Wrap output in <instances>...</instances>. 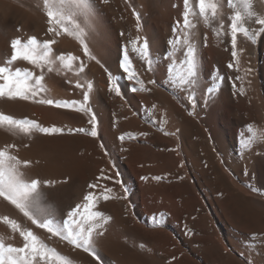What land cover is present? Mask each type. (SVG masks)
Wrapping results in <instances>:
<instances>
[{"label":"bare ground","instance_id":"6f19581e","mask_svg":"<svg viewBox=\"0 0 264 264\" xmlns=\"http://www.w3.org/2000/svg\"><path fill=\"white\" fill-rule=\"evenodd\" d=\"M94 2L91 0L93 15L90 20L91 29H86L87 42L92 54L100 63L88 60L75 39L66 35L56 37L57 43L53 48L57 55L67 52L78 55L87 68L80 76L74 72L46 73L44 84L48 92L38 99H82V93L86 89L77 88L76 81L79 80L85 85L91 82L93 87L89 93V105L98 118H102L101 133L107 137L106 141L103 138L106 143L108 138L113 141L117 138L114 136L120 137L121 134L120 131V134H116V127H111L113 121H110V117L113 114L109 117L110 107L122 103V108H125L121 90L120 95L111 90L110 94L109 86H106V75L103 76L100 72L101 64L108 62L112 49L111 41L113 42L108 12L112 10L115 15L119 12L117 13L111 2L106 6L103 2ZM154 3L152 37L155 43L153 58L156 62L147 76L143 75L151 91L149 88L148 91L140 93L139 113L142 118L159 116L157 92L162 93L164 100L170 104L168 117L171 127L177 135L182 136L180 138L183 144L176 150L166 149L165 146L163 149H157L161 136L150 129L151 127H145L142 121L136 120L137 124L128 129L131 137L126 135L128 132L125 133L126 143L115 144L119 145L118 149L122 146V151H116L117 155L115 153L113 157L110 156L109 162L107 157H102L108 162L103 170L96 159L95 143L85 137V134L47 135L34 132L31 137H27L22 134L12 135L0 129V147L15 144L17 147L10 150L12 154L32 162L26 169L30 176L55 182L51 186L45 185L44 191L48 197L47 204L57 218L70 206L82 200L92 178L106 176L113 185L112 196L115 199L111 198L112 200L103 206L105 214L111 219L105 225L104 234L96 237L99 262L82 249H76L58 238L49 240L44 230L36 228L30 222L26 224L45 238L50 246L69 257L73 264H264V142L257 141L250 148H244L242 145L246 135H251L247 125L257 119L264 126V36L257 37L256 42L252 43L238 35L239 64L229 68V63L235 64L230 55V34L225 35L222 32L217 36L214 27H218V24L213 27L205 26L202 22L197 24L195 44L199 83L195 88L185 87L195 93L193 95L191 92L195 96L197 107L194 109L198 115H191L188 107L184 106L183 96H169L163 86L166 85L163 82H166L169 73L167 66L170 65L169 53L172 51L168 40L173 37L172 28L176 21L182 22L183 0H154ZM253 8L257 13L264 15V0H253ZM221 11L224 14L223 22L227 26L228 16L233 10L225 4ZM256 27L252 25L253 29ZM47 28V18L41 7V0H0V58L10 54L11 38L18 35H35L41 40L53 37L47 32ZM204 28L207 29L208 35L203 40ZM176 55L182 59V53L178 52ZM16 66L31 67L26 62H19ZM249 69L251 71H248ZM169 75L172 76L170 73ZM217 76L222 79L218 81ZM218 83L222 84L221 89L207 93L208 86H217ZM109 95H112L111 99H108ZM161 102L158 101L159 104ZM0 110L17 118L36 120L44 127H58L63 124L78 127L77 124H83L89 118L88 115L72 108H57L54 104L12 100L6 97L0 98ZM133 116L136 115L132 114L131 117ZM151 119L150 117L149 122ZM261 124L257 125L258 129H254L264 131ZM240 125L246 128V132L245 135L242 133L243 139L238 141V130L234 128L237 129ZM195 129L205 137L208 136L211 147L222 156L226 167H229L228 172L221 167L211 170L203 165L202 156L199 155L201 153L198 154L192 142L188 141ZM134 138L140 145L134 142ZM117 139L114 140L115 143ZM140 147L148 149V153H141ZM212 154L213 152L209 155ZM205 158L204 162L207 160ZM218 158L222 159L219 156ZM240 180L242 183L247 182V186ZM3 214L25 222L18 210L0 199V215ZM0 235L6 238V242L17 246L21 244L18 235L12 240L7 239L11 233L2 222Z\"/></svg>","mask_w":264,"mask_h":264},{"label":"snow or ice","instance_id":"6c2138e0","mask_svg":"<svg viewBox=\"0 0 264 264\" xmlns=\"http://www.w3.org/2000/svg\"><path fill=\"white\" fill-rule=\"evenodd\" d=\"M104 3L107 4L108 0H104ZM225 4L233 10L228 16L227 26L223 22L224 14L221 11ZM183 6L182 22L176 21L172 28L173 37L168 40L172 51L169 53L171 63L167 69L175 79L179 80L181 86L195 88L199 83L197 46L195 44L198 23L202 22L208 27L218 24V27H214L217 36H220L222 32L225 35L230 34L231 55L235 64L229 63V68L239 64L236 51L238 35H242L252 43L256 42L257 37L264 36V15L254 11L253 0H183ZM41 7L47 18L48 33L53 37L66 35L75 39L88 60L100 63L92 54L87 42L88 32L86 29H91L90 20L93 15L91 0H41ZM135 15L138 22L137 30H139L140 16L138 13ZM253 24L257 26L255 29L252 28ZM55 43V39L41 40L35 35L27 37L18 35L11 38L10 54L0 58V98L33 100L40 104H54L57 108H75L76 111L89 116L88 123L91 125V131L88 132L84 128L69 129L68 131L85 132L96 137V116L89 105V93L93 87L91 82L85 85L79 80L76 81L77 88L86 89L82 93L81 101L38 99L42 94L48 92L44 84L46 73L74 72L80 76L87 68L85 62L78 55H73L71 52L57 55L53 48ZM129 50L151 71L153 61L148 39L143 38L142 43L139 36L130 39L128 44L123 47L122 58L119 62V67L122 70L120 78L136 81L140 85L139 88L133 87L131 90L133 92L148 91L149 89L143 87L144 82L133 65ZM178 52L182 53L183 57L179 64L174 59ZM19 62H26L31 67L16 66ZM221 79L222 77L217 76L218 81ZM236 79H240V77H236ZM149 83H155V81H149ZM109 87L116 95H120L118 80L112 73H109ZM215 90V85L208 86L206 89L209 94ZM189 99L195 103L192 95H189ZM0 129H4L12 135L22 134L27 137H31L34 132L52 135L64 131V129L55 126L44 127L36 120L26 117L17 118L2 110H0ZM247 130L251 135L242 140L244 148H250L257 141L264 142V131L255 130L252 124L247 125ZM123 138V136L120 137L121 140ZM16 147L15 144L0 147V199L18 210L25 222H20L7 214L0 215V222L7 226L11 233L7 239L12 240L16 235L21 239V244L17 246L14 243L6 242V238L0 235V264H73L69 257L50 246L45 238L38 235L33 228L28 227L26 222L44 230L48 234L49 240L58 238L61 241H66L74 248L89 253L99 262L96 237L104 234L105 225L111 217L94 209L101 197L104 200L110 198L105 193L110 192L111 189L105 188L100 195L89 191L83 196L81 203L70 206L60 218H57L47 204L48 197L44 191L45 185L51 186L55 182L30 176L26 169L32 162L12 154L10 150ZM96 187V184L89 185L90 189Z\"/></svg>","mask_w":264,"mask_h":264},{"label":"rangeland","instance_id":"374dc122","mask_svg":"<svg viewBox=\"0 0 264 264\" xmlns=\"http://www.w3.org/2000/svg\"><path fill=\"white\" fill-rule=\"evenodd\" d=\"M94 1H96V0H93V2ZM126 1V2H125ZM129 0H108V2L110 3L111 2V4H113L114 6H115V9H117V15H115L113 12H112V10L110 11L109 10V12H108V16H109V21H108V23L110 22V24H111V26H112V31H111V40H113V42L111 41V53H110V57H109V59H108V62L107 61H105L106 62V65H105V62H103L102 64H101V68H100V72L102 73V75L103 76H105V78H106V86L108 87L109 85H107V84H109V73H112V75L114 76V77H116L117 78V80H118V85H119V87H120V90H121V92H122V94H123V101L122 102H124L125 103V108L123 109L122 108V103L121 104H119V105H121V106H119V105H116V106H114V107H110V109H109V117H110V121L112 122L113 121V123H111L112 124V126L111 127H113V128H115L114 130L115 131H117L116 132V134L117 133H119L118 131H120V137L121 136H123L124 138V140L123 141H125V142H123V141H120L121 139H120V137H118L119 135H116V136H114V137H117L116 139H117V143H115V141H116V139L114 138V140L112 141L110 138H108L107 139V142H108V144H106L105 143V141H106V139L105 138H107V137H105L104 136V134L103 133H101V124H102V118H98V115L95 113V112H93V110H92V112L93 113H95V116H96V129H97V136L96 137H92L91 135H89V134H86L85 132H76V131H72V132H69L68 130L69 129H80V128H84V129H86L88 132H90L91 131V125L88 123V121H89V118L83 123V124H77V126L78 127H75L76 125H66V124H63L61 127L58 125V127L59 128H62L63 126H64V131H63V133L62 134H71V133H76V134H80V135H83V134H85L84 136L85 137H87V138H89V139H91V140H93L94 141V143H95V152H96V159H98V161H99V165H100V167H101V169H103L104 170V168H106L107 166V163L109 162V158H110V156L111 157H113L114 155H115V153H116V155L118 154V153H120L121 151H122V146H120L119 147V149H118V146L117 145H115V144H118V143H120V145H122V144H125L126 143V140H127V138L125 139V133L126 132H128V133H126V135L127 134H129V130H130V128L135 124H137V123H135V121L137 120H139L140 122L142 121V124L145 126V127H151L150 129H152V130H155L157 133H158V135L159 136H161V141H160V143H159V145L158 146H156L157 147V149H163L164 148V146H165V148L166 149H171V150H176V148H179V147H181V145L180 144H183V140H182V138H180V136L179 135H177L176 133V131L175 130H173V128L171 127V120H170V118L168 117L169 116V105L170 104H168V102H166L165 100H164V95L162 94V93H158L157 92V95H159V96H157V99H158V101L159 102H161L160 104L158 103V101H157V104L159 105V107H158V109H159V111H160V113H159V116H143V118H142V115L139 113V108H138V106H139V104H140V93L142 92V91H135V92H133L131 89L133 88V87H136V88H139L140 87V85L139 84H137L136 83V81H129V80H127L126 78H120V76H121V72H122V70L120 69V67H119V62H120V59L122 58V50H123V47L125 46V45H127L128 44V41L130 40V39H135L137 36H139V37H141V43H142V40H143V37H146L147 39H148V41H149V46H150V54H151V58H152V61H154L155 59L153 58L154 56H155V53H154V48L153 47H155V43H154V40H153V37H152V31H153V28H154V24H153V10H154V8H155V3H154V0H130L129 2H128ZM143 1V2H142ZM148 3H147V2ZM97 3L99 2V4H101L102 2H103V5L105 4L104 3V0H97L96 1ZM96 2H94V3H96ZM96 3V4H97ZM109 3H107V4H109ZM119 3V4H118ZM128 3H130V4H128ZM151 3H153V4H151ZM107 4H105V6L107 5ZM119 5V6H118ZM149 5V6H148ZM153 5V6H152ZM118 6V7H117ZM148 7V8H147ZM151 7H153V8H151ZM128 10V11H127ZM149 10V11H148ZM151 11V12H150ZM135 13H138L139 14V16H140V20H139V25H141L140 26V28H139V30H137V19H136V15H135ZM112 16H113V18H112ZM148 18H149V20H148ZM147 19V20H146ZM120 20V21H119ZM124 21V22H123ZM150 21L152 22V23H150ZM150 23V24H149ZM148 24L150 25V26H148ZM145 28V29H144ZM121 30H122V32H121ZM130 30V31H129ZM205 30V31H204ZM142 31V32H141ZM205 32V33H204ZM121 33H123L124 35H121ZM208 32H207V29L206 28H204L203 29V31H202V39L204 40V39H206V35H208L207 34ZM151 36V37H150ZM205 37V38H204ZM56 39V37H48V38H46V39ZM206 41V40H205ZM121 42V43H120ZM56 43H57V39H56ZM55 43V44H56ZM154 43V44H153ZM229 43H231V42H229ZM112 46H114V47H112ZM116 47V48H115ZM230 47H231V45H230ZM119 50V51H118ZM237 51V55H238V49L236 50ZM231 52H232V48L230 49V55H231ZM153 54H154V56H153ZM129 56H130V58L132 59V62H133V65L135 66V69H136V71L138 72V74H139V76H140V79L145 83H143V87H145V88H150V87H148V85L146 84V80L145 79H143L144 77H143V75L146 77L147 76V74H148V72H149V70L147 69V65L144 63V62H142L141 60H139V58L134 54V53H132L130 50H129ZM232 56V55H231ZM175 58H177V59H175ZM174 59L177 61V64H179V61L181 60V57H178L177 55H176V57H175ZM183 58V57H182ZM232 59H233V57H232ZM156 62V60L153 62V63H155ZM235 62V61H234ZM110 64V65H108V64ZM153 63H152V65H153ZM170 63H171V61H170ZM103 65V66H102ZM167 68H168V66H167ZM105 69H107V71H105ZM170 73V72H169ZM169 73H168V76H167V79H166V82L164 81L163 83H165L166 85H164L163 84V86H164V88L166 89V91L167 92H165V93H167L169 96L171 95V96H173V95H178V96H183L182 97V100H183V102H184V106H186V108H187V110H188V112L189 113H191V115L193 114V115H198V113H196L195 111H196V109H194V107L196 106L195 105V103H193V101L192 100H190L188 97H189V95H194L195 93L194 92H192L191 90H189L188 91V89H186L185 87L186 86H181L180 85V83H179V80L178 79H175L174 77H173V75L171 76V75H169ZM171 74V73H170ZM169 76H171L170 78H169ZM108 77V78H107ZM169 78V79H168ZM170 79H172V80H170ZM168 81V82H167ZM169 81H171L172 83H170ZM171 85V86H169V85ZM219 85H215V87H216V90L217 89H221V86H222V84L221 83H218ZM220 84H221V86H220ZM163 86H161V88L163 87ZM218 86H220V88L218 87ZM177 88V90L175 91L174 90V88ZM218 87V88H217ZM170 88V89H169ZM108 89H109V93L111 92L110 91V87H108ZM123 90V91H122ZM159 90V89H158ZM161 91H164V90H162V89H160ZM175 92V93H173V91ZM126 91V92H125ZM150 91H151V88H150ZM170 91H172V92H170ZM113 92V91H112ZM112 92L110 93V94H112ZM191 92H192V94H191ZM178 93V94H177ZM179 94H181V95H179ZM187 94V95H186ZM192 95V96H193ZM112 95H109L108 97V99H111L112 97H111ZM111 97V98H110ZM159 97H161V99H159ZM193 97H195V96H193ZM139 98V100H137L136 101V99H138ZM187 98V101H185V99ZM68 100H75V101H81L82 99H76V98H70V99H68ZM189 100V101H188ZM111 103L113 102V100H109ZM130 104H129V103ZM166 102V103H165ZM189 102V103H188ZM127 103V104H126ZM130 106H129V105ZM161 104H162V106H161ZM165 104V105H164ZM186 104V105H185ZM126 105H127V107H126ZM163 105L165 106V107H163ZM141 106H142V104H141ZM167 106H168V108H167ZM117 107H120L119 109H117ZM136 107H137V109H136ZM162 107V108H161ZM197 107V106H196ZM125 111H123L122 112V109ZM127 108H129L128 110H127ZM167 108V109H166ZM72 109H75V108H72ZM137 113H136V112ZM167 113H166V112ZM195 112V114H194V112ZM134 112V113H133ZM187 112V114L189 115V113ZM165 113H166V115H165ZM122 114V115H121ZM132 114L133 115H136V116H133V117H131L132 116ZM123 116L122 118H121V116ZM129 115V116H128ZM140 116V117H139ZM190 116V115H189ZM89 117V116H88ZM99 117H100V115H99ZM115 119H114V118ZM128 118V119H125V118ZM150 117L152 118L151 120H150V122H149V119H150ZM122 120H121V119ZM123 119H125V120H123ZM142 119V120H141ZM145 119H146V122H145ZM148 119V120H147ZM121 120V121H120ZM257 120V119H256ZM256 120H254L251 124L253 125V127L255 128V129H258L257 128V125H259L260 126V124L262 123V122H260V120H257V122H258V124H256L257 122H256ZM123 121V122H122ZM168 121V122H167ZM145 122V123H144ZM167 122V123H166ZM260 122V123H259ZM118 123H120L118 126H115V125H117ZM131 123V124H130ZM255 125H254V124ZM85 124H87V125H85ZM115 124V125H114ZM128 124V125H127ZM147 124V125H146ZM156 124H157V126H156ZM124 125H125V128H124ZM55 127H57L56 125H54ZM263 126V124H261V127ZM119 127V128H118ZM234 127H236V126H234ZM239 127H240V129H239ZM260 127V128H261ZM264 127V126H263ZM112 128V129H113ZM122 128V129H121ZM169 128V129H168ZM127 131H126V130ZM129 129V130H128ZM246 128L244 127V126H238V128L236 129V128H234V130H238V131H236V133H237V139H238V141H239V139H243V134L245 135V133L244 132H246V130H245ZM169 132H168V131ZM240 130H241V132H240ZM172 131V132H171ZM123 132V133H122ZM198 132H199V134H198ZM240 132V133H239ZM174 133V134H173ZM197 133V134H196ZM243 133V134H242ZM102 134H103V136H102ZM239 135H241V136H239ZM101 136V138H99ZM129 138L131 137V135L129 134V135H127ZM126 136V137H127ZM170 136V137H169ZM172 136V137H171ZM98 137V138H97ZM176 137V138H175ZM182 137V136H181ZM196 138V140L195 139H193L192 140V138ZM205 135L202 133V132H200V131H198L197 129H195V131L190 135V137H189V140L188 141H190V142H192L191 144L193 145V147L195 148V150L197 151V153L199 154V153H201V154H199L200 156H202L201 157V159L203 160L202 162H203V165H205V167H207V168H209V169H213L214 170V168L215 169H217L218 167H221V169H223L225 172H228L229 171V167H226L227 166V164H225L224 162L225 161H222V160H224L223 158H222V156L219 154V153H217V151L216 150H214L212 147H211V144H210V142L207 140V137L208 136H206L205 138H206V141H205ZM247 137H249V136H247L246 135V138ZM103 138L105 139V141L103 140ZM171 138H173V139H171ZM244 138H245V136H244ZM100 139V140H99ZM120 139V140H119ZM198 139V140H197ZM118 140H119V142H118ZM178 140V141H177ZM182 140V141H181ZM244 140V139H243ZM100 141V142H99ZM133 141V140H132ZM164 141V143H162ZM198 141V142H197ZM241 141V140H240ZM97 142V143H96ZM134 142H138L137 144L138 145H140L139 143V141L138 140H135V138H134ZM204 142V143H203ZM206 142V143H205ZM111 143H112V145H111ZM178 143V144H177ZM168 144V145H167ZM205 144H207L208 146H206ZM106 145H107V147H108V149H107V147H106ZM110 145V146H109ZM114 145V146H113ZM171 145V146H170ZM175 145V146H174ZM203 145V146H202ZM112 146H113V148H112ZM161 146V147H160ZM167 146H169V147H167ZM174 146V147H173ZM116 147V148H115ZM111 148V149H110ZM147 148V147H146ZM197 148V149H196ZM208 148V149H207ZM141 147H140V151H141ZM201 149V151L203 152H201V151H199ZM102 150V151H101ZM103 150H105V151H103ZM110 150V152H107V151H109ZM111 150H112V152H111ZM119 150H121V151H119ZM207 150H211V153L213 152V154H212V156L214 157V160H212L213 159V157L211 156V155H209V154H211V153H209V151H207ZM118 153H117V152ZM144 151V152H143ZM146 151H148V149H146L145 150V147H144V149H142V151H141V153L143 152L144 154H147L146 153ZM104 152H105V154H104ZM106 152L108 153V155H106ZM109 153H112V155H110ZM205 153V154H204ZM209 153V154H208ZM206 154H207V156H206ZM219 154V155H218ZM102 155V156H101ZM106 155V156H105ZM205 155V156H204ZM109 156V157H108ZM218 156L220 157V159L221 160H218L219 158H218ZM102 157L105 159L106 157H107V160H108V162L106 161V160H104V159H102ZM204 157H206L207 158V160H206V158H205V160H206V162H204ZM217 157V158H216ZM210 158V159H209ZM102 159V160H101ZM111 159V158H110ZM216 159V160H215ZM104 160V161H103ZM218 160V161H217ZM106 161V162H105ZM208 161V162H207ZM217 163H216V162ZM211 163V165H210V163ZM219 162H222L221 164L219 163ZM103 163V164H102ZM213 163V164H212ZM217 164V165H216ZM218 164H219V166H218ZM224 164V165H223ZM221 165V166H220ZM223 165V166H222ZM225 166V167H224ZM226 169V170H225ZM97 178H92L91 180L92 181H89L88 182V184L90 185V184H96L97 185V187L95 188V189H90V188H88L87 187V190H86V193L84 194V195H86L89 191H93L95 194H97V195H100L102 192H103V190L106 188V186H107V188L108 189H111V191H110V193L108 192V193H105V194H108V196L110 197L108 200H104L102 197L99 199V201H100V203H98V204H96V207L97 208H95L94 210H96L97 211V209L99 210V209H101V211L100 212H102L105 216H108V215H106L105 214V212H104V210H103V206L105 205V204H108L109 202H110V199L111 198H113V196H112V190H113V185H112V183L110 182V180L108 179V178H106V176H96ZM95 180V181H94ZM101 180V181H100ZM105 180V181H104ZM240 182L242 183V181L240 180ZM102 183H104V184H102ZM246 183V184H245ZM106 184V185H105ZM109 186H108V185ZM242 184H244V186H247V182H244L243 181V183ZM103 185H105V187L103 186ZM104 187V188H103ZM102 188V189H101ZM83 195V196H84ZM83 199V198H82ZM113 199H115V198H113ZM112 200V199H111ZM82 200L80 199V201L79 202H77V203H80ZM101 201H102V203H101ZM109 201V202H108ZM108 202V203H107ZM77 203H75V204H77ZM74 204V205H75ZM102 204V205H101ZM73 205V206H74ZM98 205V206H97ZM101 206V207H100Z\"/></svg>","mask_w":264,"mask_h":264}]
</instances>
